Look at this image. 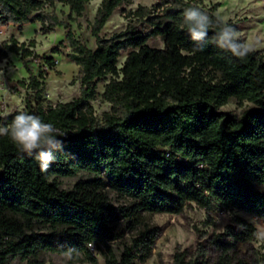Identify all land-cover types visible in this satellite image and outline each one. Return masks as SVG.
I'll return each instance as SVG.
<instances>
[{
    "label": "trees",
    "instance_id": "obj_1",
    "mask_svg": "<svg viewBox=\"0 0 264 264\" xmlns=\"http://www.w3.org/2000/svg\"><path fill=\"white\" fill-rule=\"evenodd\" d=\"M90 1L67 3L81 15ZM122 2L103 1L99 29ZM190 6L176 0L166 10L165 21L149 20L154 24L149 33L127 31L111 40L96 33L95 51L72 39V59L81 68L84 88L78 100L44 108V88L31 76L37 103L26 113L38 115L66 137L56 135L60 143L50 150L55 160L46 171H41L35 152L28 155L8 136L0 137V232L8 238L5 242L0 237V264L28 259L40 251L88 254L97 264L89 243L106 247V264H136L137 249L150 252L156 233L143 234L118 259L110 244L120 238L115 228L120 210L104 193L107 186L134 201L133 208L121 210L125 217L141 211L179 214L194 202L264 219V194L253 186L264 184V56L250 51L237 58L221 49L214 36L217 26L223 25L214 17L206 39L193 41L183 15ZM42 7L40 0H0V16L23 24ZM134 15L144 18L146 11L139 9ZM43 19L41 12L34 16ZM155 36L164 37V49L148 46ZM9 49L29 53L16 42ZM122 51L129 53L119 69ZM109 75L113 79L103 98L113 105V113L101 126L89 101L97 96L95 80ZM230 98L255 101L262 107L247 111L238 121L215 110ZM158 147H169L172 156L167 158ZM177 155L188 164L177 162ZM199 164L207 167L200 169ZM82 171L97 176L105 172L108 182L97 178L64 192L50 181ZM37 225L51 231L37 232ZM175 264L198 263L177 254Z\"/></svg>",
    "mask_w": 264,
    "mask_h": 264
},
{
    "label": "rangeland",
    "instance_id": "obj_2",
    "mask_svg": "<svg viewBox=\"0 0 264 264\" xmlns=\"http://www.w3.org/2000/svg\"><path fill=\"white\" fill-rule=\"evenodd\" d=\"M43 9L36 11L30 21L17 24L0 16V110L7 113L5 126L10 117L21 111L27 112L29 106L35 107L37 93L33 88L31 76L34 75L44 90L43 107H57L78 100L83 95L81 68L72 55L75 53L71 40L95 51L98 48L97 35L104 40L124 34L127 31L149 33L156 22L164 20L166 10L171 9L176 0H123L102 28L99 29L100 10L104 0H92L86 10L78 15L73 12L67 0H40ZM199 7L210 17H222L240 34V39L248 43L252 51L264 56V0H183ZM139 9L146 11L144 18L135 16ZM44 19L34 20L38 13ZM217 20V19H216ZM221 23L220 20H217ZM222 24V23H221ZM23 46L29 53H13L9 47ZM148 46L164 49V37L155 36ZM129 51H122L118 68L122 69ZM218 80L220 76L214 74ZM123 74L118 79L121 80ZM113 79H96L95 99L89 101L94 117L103 126L106 116L113 113V105L103 98L106 86ZM262 106L255 101L230 98L217 112L240 121L249 110ZM86 128H83L84 130ZM61 131V130H60ZM66 137V133L61 131ZM77 132L72 131V134ZM3 137V136H0ZM167 158L172 156L169 147H158ZM176 161L188 164V160L177 155ZM200 169L207 167L199 164ZM102 178L108 182L105 172L97 176L79 172L73 177H54L61 191L72 192L80 182ZM255 190L264 194V184L254 183ZM111 204L120 210L115 224L120 238L110 244L119 259L126 248L134 247L135 241L148 231L156 233L151 251L137 249L136 264H175L177 254H183L187 261L198 264H264V219L235 208H225L213 204L210 208L191 202L179 214L138 212L125 217L124 212L134 207V201L120 195L108 186L104 189ZM124 209V212L121 210ZM37 232H50L51 229L37 225ZM239 234L241 237L233 235ZM0 237L6 242L0 232ZM222 245H226V250ZM88 249L96 258L97 264H106V247L89 243ZM10 264H94L88 254H57L40 251L28 259L16 258Z\"/></svg>",
    "mask_w": 264,
    "mask_h": 264
},
{
    "label": "clouds",
    "instance_id": "obj_3",
    "mask_svg": "<svg viewBox=\"0 0 264 264\" xmlns=\"http://www.w3.org/2000/svg\"><path fill=\"white\" fill-rule=\"evenodd\" d=\"M183 15L190 38L193 41L206 39L212 26V18L195 5L185 8ZM216 19L223 25L217 26L219 30L214 36L216 44L221 49L237 58H243L252 51L251 46L240 39L238 31L230 26L226 19L222 17ZM56 135L62 136L63 133L53 124L44 123L38 115L23 111L16 114L10 124L0 125V136H8L20 151L28 155L36 153L35 160L39 162L41 171H46L55 160L50 150L60 143L56 140Z\"/></svg>",
    "mask_w": 264,
    "mask_h": 264
},
{
    "label": "built area",
    "instance_id": "obj_4",
    "mask_svg": "<svg viewBox=\"0 0 264 264\" xmlns=\"http://www.w3.org/2000/svg\"><path fill=\"white\" fill-rule=\"evenodd\" d=\"M0 31H2V29H0ZM5 108L4 107H1V110H0V125H5L6 123V117L7 115H5Z\"/></svg>",
    "mask_w": 264,
    "mask_h": 264
}]
</instances>
